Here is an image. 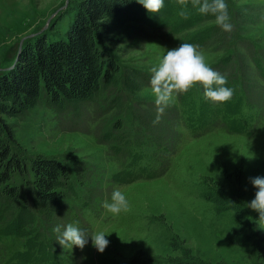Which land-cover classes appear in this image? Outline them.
I'll use <instances>...</instances> for the list:
<instances>
[{
	"label": "rangeland",
	"instance_id": "1",
	"mask_svg": "<svg viewBox=\"0 0 264 264\" xmlns=\"http://www.w3.org/2000/svg\"><path fill=\"white\" fill-rule=\"evenodd\" d=\"M225 1L231 32L214 20H202L190 3L188 19L181 18L176 0H170L164 26L156 21L163 7L149 14L139 3L137 19L114 20L116 44L107 50L111 58L148 78L126 99L122 115L108 109L107 95L101 93L80 118L55 113L42 98L35 109L7 120L22 157H51L68 166L73 196L49 226L42 219V225L35 223L49 249V263L168 264L189 251L210 264H264V226L256 223L259 214L245 206L257 191L250 178L264 177V0ZM65 4L0 0V72L42 33L65 38L74 15ZM181 43L196 45L213 70L232 80L230 100L206 101L196 86L158 114L149 87L151 68ZM145 114L150 118L143 120ZM11 183L20 186L22 180L14 175ZM213 185L218 194L236 199L240 212L215 209L205 197ZM115 188L129 205L118 216L102 207ZM69 223L89 235L109 234L104 252H97L91 237L82 250L61 247L54 229L63 231ZM15 240L0 239V264H17V255L26 250V243Z\"/></svg>",
	"mask_w": 264,
	"mask_h": 264
},
{
	"label": "trees",
	"instance_id": "2",
	"mask_svg": "<svg viewBox=\"0 0 264 264\" xmlns=\"http://www.w3.org/2000/svg\"><path fill=\"white\" fill-rule=\"evenodd\" d=\"M138 6L135 0H69V13L74 15L65 38L55 39L49 31L42 33L21 48L12 66L0 72V239L26 243V250L17 255V264H51L49 249L40 240L35 223L42 225V219L49 226L73 196V186L65 161L40 155L28 160L22 157L7 120L35 109L42 98L55 113L80 118L101 93L107 95L108 109L122 115L126 99L140 91L148 78L134 67L119 65L108 51L116 44L114 20L120 16L126 21L137 19ZM170 7V0H166L156 19L162 26L169 22ZM202 20L213 21L214 17L203 16ZM227 81L225 87L233 89L232 80L228 77ZM140 116L137 119L141 123L142 118H150L148 114ZM14 175L21 178L22 185L11 183ZM216 188L210 187L206 200L218 211L240 212L236 199L218 194ZM172 245L173 251L179 250L177 244ZM261 250L264 255V247ZM168 264L210 263L183 251Z\"/></svg>",
	"mask_w": 264,
	"mask_h": 264
},
{
	"label": "clouds",
	"instance_id": "3",
	"mask_svg": "<svg viewBox=\"0 0 264 264\" xmlns=\"http://www.w3.org/2000/svg\"><path fill=\"white\" fill-rule=\"evenodd\" d=\"M132 2V0H121ZM141 4L149 14H155L164 6V0H135ZM180 6L178 15L188 19V5L191 4L203 16L214 17V23L224 32H231L233 24L228 12L225 0H176ZM227 78L213 70L206 62L204 55L196 45L181 43L178 47L166 51L159 63L151 68L149 87L154 96V103L158 114L162 115L165 108L174 103L175 98L188 92L196 86L203 89V97L212 103H225L233 96V89L225 87ZM159 118V115H158ZM250 182L257 189L254 199L245 206L259 214L257 224L264 226V177L250 178ZM128 200L125 193L119 189H113L110 199L103 202L102 207L112 216H118L128 210ZM264 229V228H261ZM59 233L57 243L61 247L72 249L73 246L83 249L91 237L92 246L99 253H103L109 244L104 231H96L88 234L73 223L54 229Z\"/></svg>",
	"mask_w": 264,
	"mask_h": 264
},
{
	"label": "water",
	"instance_id": "4",
	"mask_svg": "<svg viewBox=\"0 0 264 264\" xmlns=\"http://www.w3.org/2000/svg\"><path fill=\"white\" fill-rule=\"evenodd\" d=\"M67 3H68V0H66V4L65 5H67ZM33 36V35H32ZM31 36V37H32ZM22 41H23V39H22ZM21 50V49H20ZM20 50L18 51V54H17V56L20 54Z\"/></svg>",
	"mask_w": 264,
	"mask_h": 264
}]
</instances>
